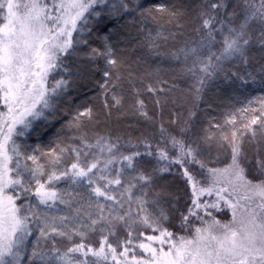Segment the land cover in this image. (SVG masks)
I'll return each instance as SVG.
<instances>
[{
  "label": "snow or ice",
  "instance_id": "6c2138e0",
  "mask_svg": "<svg viewBox=\"0 0 264 264\" xmlns=\"http://www.w3.org/2000/svg\"><path fill=\"white\" fill-rule=\"evenodd\" d=\"M195 8L199 39L168 53L183 58L181 72L194 78L195 98L221 74L225 80L255 81L252 73L246 78L227 65H249L253 48L264 60V0H199ZM185 15L184 6L159 0H0V264H264V97L226 112L222 123L209 120L198 140L185 139L195 112L179 135L161 124L155 144L146 137L135 143L110 134L90 137L85 121L95 113L86 107L61 129L73 135L58 134L47 150L20 142L35 122L54 117L78 75L70 61L81 58L83 47L89 49L84 59L105 61L104 107L110 92L113 106H119L113 89L124 78V60L111 42L114 26L132 17L145 33L144 44L161 55V43L184 34ZM94 35L102 49L90 45ZM217 43L221 47L213 51ZM257 63L264 84V62ZM147 91L156 89L148 85ZM135 111L150 119L142 99ZM246 142L256 145L251 176ZM201 143L228 150L229 161L212 166L219 155L204 159ZM143 157L156 161L151 171ZM170 173L190 192L187 210L179 214L184 234L168 227L163 198L169 194L155 190L157 178ZM62 180L68 187L56 188ZM225 209L231 219L222 222L216 214Z\"/></svg>",
  "mask_w": 264,
  "mask_h": 264
},
{
  "label": "trees",
  "instance_id": "16d2710c",
  "mask_svg": "<svg viewBox=\"0 0 264 264\" xmlns=\"http://www.w3.org/2000/svg\"><path fill=\"white\" fill-rule=\"evenodd\" d=\"M142 3L151 4L153 0H141ZM166 4L176 3L184 6L186 15L182 20L184 24L183 35L178 36L175 41L169 40L167 44L161 43L159 52L156 55L149 47L144 44L145 33L140 31L132 22V17L125 16L114 26V32L111 36V42L117 55L124 60L122 76L119 86L113 91L121 97V104L113 106L110 92L107 96L109 107H104L105 96L100 85L105 82L103 71L105 61L98 58L95 61H89L83 58V54L89 49H81L82 56L79 60L70 61L71 67L78 75L74 76L73 82L67 92L61 97L58 110L54 117L50 116L48 121L35 122L33 129L29 134L22 137L20 142L26 143L32 147L40 145L47 150L54 146L57 135L61 137H70L71 131L61 129L75 115L76 110L81 111L86 107H91L95 113L93 121H85V130L91 137L93 133L110 134L112 137L121 136L124 141L131 138L133 142L139 139L148 138L155 144L160 140L159 126L163 124L170 132L179 135V129L183 126L184 120L188 118L189 112H195V116L190 121V130L186 133L185 139L191 141L199 139L204 135V129L209 128V120L213 122H223L226 112L234 111L237 108L245 107L249 100L256 97H264V84L261 83L260 73L258 72L261 53L258 48H253L251 56L255 57L249 65H243L239 62H232L227 65L231 72L248 78V73L255 76V81L251 78L247 84L236 77L225 80L223 75L211 81L205 88L199 100L194 95V78L184 72L182 60L171 59L168 55L179 48L184 47L186 42H193L199 39L194 29L199 24L195 19L196 8L199 0H159ZM147 28L155 30L156 25L149 23ZM166 28L176 31L170 25ZM222 38L218 35L217 41ZM90 45L96 48H103L102 41L96 35L90 40ZM221 47L217 43L213 51H218ZM192 64L189 59L188 65ZM159 69V71H157ZM131 72V77L128 74ZM56 75L55 79H59ZM52 77H49V84ZM152 85L156 91H147V86ZM138 93V96H137ZM137 98L144 101L145 110L150 119L140 116L135 111ZM159 100L160 104L156 101ZM177 120L176 124L172 121ZM215 132L216 129H211ZM68 143H78L76 141H66ZM204 159L213 160L219 155V161L212 166L223 167L230 159L228 150H220L215 143L205 145L201 143ZM124 151L133 149L124 148ZM141 152L144 151L140 147ZM244 152L251 163L247 165L249 175L255 173L256 145L253 143L244 144ZM264 156V150L260 153ZM144 168L151 171L156 166V161L150 157L142 158ZM176 172L179 170L176 169ZM68 187L62 180L56 184V188L65 189ZM71 190V189H69ZM155 190L164 192L163 204L169 210L170 230L184 234L178 227L179 214L186 212L188 207V196L190 194L184 180L177 174L170 173L159 176L155 182ZM17 203H20L18 201ZM173 204L175 207H173ZM43 207V206H41ZM64 210L63 205L58 206ZM217 219L227 222L231 219V213L225 209L222 213L216 214ZM195 223V222H194ZM121 235H124L122 232ZM34 238V237H33ZM30 238V239H33Z\"/></svg>",
  "mask_w": 264,
  "mask_h": 264
}]
</instances>
